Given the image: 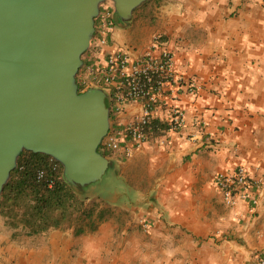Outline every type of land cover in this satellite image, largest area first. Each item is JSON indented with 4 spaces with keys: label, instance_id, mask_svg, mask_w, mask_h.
<instances>
[{
    "label": "crops",
    "instance_id": "obj_1",
    "mask_svg": "<svg viewBox=\"0 0 264 264\" xmlns=\"http://www.w3.org/2000/svg\"><path fill=\"white\" fill-rule=\"evenodd\" d=\"M113 19L107 46L90 49L86 65L116 49L117 24L133 27L125 35L138 36L127 46L135 55L160 35L177 71L202 83L175 101L187 125L126 158L111 156L141 177L146 170V180L123 179L129 190L105 194L111 203H99L94 213L103 216H92V229L13 236L0 219V264H255L254 253L264 257V0H150L128 23ZM138 109L127 102L115 119L126 122ZM194 117L208 119L212 139L187 138ZM237 165L257 182L252 213L246 200L225 205L211 182Z\"/></svg>",
    "mask_w": 264,
    "mask_h": 264
},
{
    "label": "water",
    "instance_id": "obj_2",
    "mask_svg": "<svg viewBox=\"0 0 264 264\" xmlns=\"http://www.w3.org/2000/svg\"><path fill=\"white\" fill-rule=\"evenodd\" d=\"M107 0H0V196L23 150L50 156L79 189L114 160L99 145L110 127L106 91H79L76 74ZM128 23L148 0H109Z\"/></svg>",
    "mask_w": 264,
    "mask_h": 264
},
{
    "label": "built area",
    "instance_id": "obj_3",
    "mask_svg": "<svg viewBox=\"0 0 264 264\" xmlns=\"http://www.w3.org/2000/svg\"><path fill=\"white\" fill-rule=\"evenodd\" d=\"M101 3L95 32L89 47L93 53L101 52L108 44L113 31V10ZM96 17V18H97ZM131 49H111L104 53L101 61L86 65L81 73L83 90L101 87L106 93L110 109V127L102 138L99 149L126 158L145 142L157 139L162 143L172 132H179L186 124L185 110L175 103L183 94H194L202 87L195 76H185L176 69L174 54L167 48L160 35L151 37L148 47L140 54ZM134 102L139 109L132 119L122 122L115 119L123 104ZM159 111L160 114H159ZM209 121L194 117L191 126L195 131L187 136L193 141L210 140L213 132L208 129ZM211 182L222 195L225 205L233 206L237 200H246L250 213L258 203L255 192L256 181H252L243 165H237L227 173H217ZM257 187V185H256ZM257 189V188H256ZM144 228L146 224L142 225ZM255 264H264V257L253 254Z\"/></svg>",
    "mask_w": 264,
    "mask_h": 264
},
{
    "label": "trees",
    "instance_id": "obj_4",
    "mask_svg": "<svg viewBox=\"0 0 264 264\" xmlns=\"http://www.w3.org/2000/svg\"><path fill=\"white\" fill-rule=\"evenodd\" d=\"M89 51L90 48L84 55ZM86 64L84 58L76 75L79 91L84 88L79 75ZM104 154L111 155L106 151ZM98 196L69 183L60 163L50 156L23 150L1 191L0 219L14 230L13 236L18 233L31 236L66 226H74L75 233H80L84 226L94 227L89 223L93 215L98 221L103 216V212L94 213L99 209Z\"/></svg>",
    "mask_w": 264,
    "mask_h": 264
},
{
    "label": "rangeland",
    "instance_id": "obj_5",
    "mask_svg": "<svg viewBox=\"0 0 264 264\" xmlns=\"http://www.w3.org/2000/svg\"><path fill=\"white\" fill-rule=\"evenodd\" d=\"M148 1H150V0H148ZM146 2H144V3H146ZM104 4L110 5L108 1H105ZM145 6H146L145 4L141 5L137 9H143V8H145ZM132 28H133L132 26L129 28H122L121 25H118V24L116 25V27L114 29V33H115L114 37L116 40L115 39L114 40L116 42V46H117L116 48L117 49H120V50L127 49L128 45L132 46L131 48H133V46H134L133 44L137 43L135 41H136V38L138 36L134 35L133 33L130 34V37H127L125 35V33H128ZM122 31H124V35L121 36L120 34L123 33ZM84 53L82 54V59L84 57ZM81 73L79 75V78L81 77ZM146 173H147L146 170L142 171L141 172L142 177H141V175H139L137 170L133 169V167H131L129 164H126L124 161H120L118 163H115L113 161V162H111L110 166L107 168L101 182L91 183V184L85 186L82 189V191H86L89 193H94V194L99 195L100 197L99 196L97 197V202L103 203V199H106L107 201H109V199L107 197L105 198V196H106L105 194H107V195L113 194L114 191L116 193H119L120 191L126 192L125 190L128 189V187H126V183L123 179H127L129 182V179L130 180L131 179L138 180V178H142V180L145 181L146 180ZM144 184H145V182H144ZM129 194L131 195V193H129ZM109 203H111V202L109 201ZM20 235L22 236V233H20ZM27 240H28V238H27Z\"/></svg>",
    "mask_w": 264,
    "mask_h": 264
},
{
    "label": "flooded vegetation",
    "instance_id": "obj_6",
    "mask_svg": "<svg viewBox=\"0 0 264 264\" xmlns=\"http://www.w3.org/2000/svg\"><path fill=\"white\" fill-rule=\"evenodd\" d=\"M85 58V56L83 57V59Z\"/></svg>",
    "mask_w": 264,
    "mask_h": 264
}]
</instances>
